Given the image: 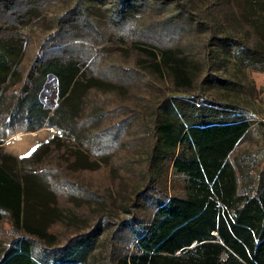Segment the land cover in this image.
<instances>
[{
    "label": "trees",
    "instance_id": "obj_1",
    "mask_svg": "<svg viewBox=\"0 0 264 264\" xmlns=\"http://www.w3.org/2000/svg\"><path fill=\"white\" fill-rule=\"evenodd\" d=\"M15 1L0 0V11L15 15L17 21L21 15L16 14ZM91 1L83 0L84 8H91ZM184 3L197 12L184 16L181 7H176V13L163 20H172L174 26L182 28L178 43L173 45H156L144 37L137 39L135 34L145 33L152 23L145 22L150 5L144 0L112 3L111 20L120 22L111 26L109 33L116 44L128 41L132 46L117 50H137L143 58L135 70L158 82L157 75L163 74L161 81L168 84V89L128 110H133L132 120L138 121L136 128L142 124L141 118L148 113L153 115L145 153L140 150L144 130L119 141L122 129L117 125L122 120L111 121L115 133L112 139L116 142L111 157L127 161V167L115 179H119V184L128 180L130 186L115 190L119 197L122 195L119 202L117 195H111V203L124 207L129 217L113 230L109 264H264V161L256 168L253 185L248 187L242 183L236 162V152L250 132L253 119L234 104L219 99L220 90H247V80L227 72L228 63L236 68L264 70V0ZM64 15L58 11L56 22H65ZM88 16L96 15L93 12ZM177 20L183 22L178 24ZM37 23L31 15L23 25L29 24L31 29ZM126 23L132 26L130 31H122ZM201 31H208L204 43L194 45L192 39ZM45 33L40 39L38 32L31 37L17 31L0 33V144L17 132H34L43 127L55 130L18 156L0 146V222L7 218L14 232L6 246L0 248V264H90L87 256L95 243L92 231L69 236L63 243L52 242L54 237L48 229L53 223L50 217L57 214V204L51 184L62 181L75 187L77 183L39 163L62 149L64 141L59 135L73 132L71 123L86 106L88 93L117 94L116 87L123 83L122 79L105 81L100 75H93L92 67L98 64L105 72L111 71L108 67L115 66L112 69L117 70L120 65L112 62L116 61L113 57H102L98 62L95 49L87 52L85 40L75 36H71L73 43H83L81 52L77 54L70 48L69 53V42H65L61 43L63 55L55 56L52 48L59 46L48 41L51 33ZM33 35L37 47L28 58L22 42ZM109 40L106 37L98 48ZM194 60L203 62V70L197 74L192 71ZM48 76L56 84V101L51 109L38 96ZM110 85L111 90L107 88ZM119 108H111V117ZM99 111L102 120L103 113L107 117L105 106ZM65 150L76 156L66 162V168L100 170L81 159L78 165L79 157L87 163L85 154ZM121 150L128 156L132 152V158L119 156ZM51 242L58 245L60 252L49 260L43 257V250L44 244Z\"/></svg>",
    "mask_w": 264,
    "mask_h": 264
},
{
    "label": "rangeland",
    "instance_id": "obj_2",
    "mask_svg": "<svg viewBox=\"0 0 264 264\" xmlns=\"http://www.w3.org/2000/svg\"><path fill=\"white\" fill-rule=\"evenodd\" d=\"M185 1L186 0H165V2H160V0H144L145 3L150 5L147 6L150 10L149 15L146 14L144 16L145 22L147 24L152 21V23L148 25L149 28L146 29L145 33L141 32L135 34L137 35V39L139 37H144L146 41L156 45H173L178 43L177 38L180 34L179 30L181 27H177V25L174 26L172 20L168 23H164L163 20L170 16L172 17V15L176 13V7H181V13L184 16L186 14L189 15L190 12L196 13V9L192 8L191 5L189 6V4L188 6L185 5ZM15 2V8H17L16 14L18 13L21 15L18 16L20 19L15 21V15L11 13L5 15L0 11L1 34L17 31L23 33L25 36L27 35V37H31L33 32L34 35L38 32L37 37L40 39L45 32H49L51 34L48 36V41L59 46L57 48H52V52L55 56L63 55L61 43L65 42H69L67 45L68 51L70 50L69 53L74 50L75 53L79 54L81 52V46L84 47L83 43H81V45L80 43H73L72 41L74 39H72L71 36H75L76 39L82 37V39L85 40V46L88 45L89 47L87 52L90 51L92 53L95 49L98 54L96 57L98 62L103 60L102 57H113L116 61L112 62L116 65H120L117 70L112 69L115 66H111L108 67V70L111 69V71L105 72L101 70L98 64L92 67L93 75H100L105 81H111V79L115 80L117 77L120 81L122 79L123 83L118 84L116 87L117 94L111 93V91H106L105 93L93 91L88 93L84 100L86 106H83L84 109L82 108L83 110L77 114V118H74L71 123L70 128L73 129V132L68 135L57 134L60 139L64 141L62 149L58 153L56 152V154L52 152L53 154L48 159L39 163V165L43 167L48 165L47 169L52 168L56 173H62V176L68 177V181L77 183L75 187H72L68 182L64 183L62 181L52 182L51 184L57 204L54 210V213L57 214L55 217H50L53 223L48 229L54 237L52 242L63 243L69 236L92 231V233L95 234V243L94 248L87 256V261L90 264H109L111 263V246H113L114 243L113 236H111L113 230L120 221L129 217L124 207L118 206L117 203H115V205L111 203V195H117L115 190L127 189L130 186L128 180H124L119 184V179H115L118 172H122L127 167V161L125 158L115 159L111 157V149L116 147V142L112 139L115 133L114 130L111 129V121H118V119L122 120L117 125L122 129L119 135V141L129 139L134 136L135 132L139 134L144 130V143L143 148L140 150H142L141 153H145L146 146L150 139L149 133L153 115H149L148 113L141 118L142 124L139 128H136L138 121L132 120V115L130 113L133 110H131L130 113H128V110L130 108H135V106H138L140 103L150 101L155 93L158 95L164 94L165 89H168V84L161 81H164L163 74L161 73L159 76L157 75L159 82L153 81L148 75L142 76L138 73L135 70L138 69L137 62H140L138 60L143 58V56L138 55L137 50L135 51L134 48L127 49L124 52L123 50H125L126 47H132L129 45L130 43L128 41L124 44H116L113 40L109 31L111 26H115V23L120 22V20H111L113 0H92L91 3H93L92 6L94 8L92 6L91 8H84L83 0H16ZM75 7H77V9H75ZM1 9L0 7V10ZM72 9L75 10L71 11ZM58 11L65 14L63 17L67 19L65 22L63 20L61 22H56ZM93 12L96 16H92V18L88 16ZM31 15L32 19L35 18V21L38 23L30 29L29 24H23L28 21ZM177 21L178 24L183 22L182 20ZM130 27L132 26L126 23L125 26H122V31H130ZM185 28L189 27L186 25ZM207 34L208 31H201L197 37L192 39L194 45L204 43ZM34 35L27 41L22 42V46L25 47L28 58L33 55L37 47V41ZM65 37L67 38L64 39ZM106 37L110 40L106 41L107 43H104L101 48H98V44ZM179 41L186 42L185 39H180ZM119 48L123 50L118 51L117 49ZM195 48L199 50V47ZM203 53L204 49L200 50L198 55L202 56ZM191 66L194 74L203 70V62L201 60H194ZM227 67L228 73H235L239 78L243 77V79L248 82L247 90L243 89V91L238 93L228 90L219 91V99L221 102L227 101L234 104L237 109L244 111L245 114L253 119L250 132L242 144L239 145L236 152V162L241 171L242 183L244 186L248 187L249 185H253L255 181L254 173L257 171L256 168L260 167L264 161V70H257L250 66L236 68L232 63H230V65L228 63ZM127 68L129 69L126 70ZM53 83L54 78L48 76L45 83L42 85V92L39 93L41 101L45 106L53 102L54 95L50 92V87ZM107 88L111 90V85ZM94 101H96V104ZM121 104L123 105L121 106ZM102 106H105L106 110H108L107 117L105 113H103V120L101 116L102 113L99 111ZM116 106L120 107V111L113 114L111 117V108ZM124 115H126L125 118H123ZM4 131L7 132V129ZM98 131L100 133H97ZM35 133H37L35 136L26 132L14 133L4 138L3 141L5 142L1 143L0 146L4 151L10 154H23L30 147L43 140L46 137L45 134L47 133L48 135L50 132L47 128H42L36 130ZM137 142H139V144L141 143L140 137ZM103 145L106 146L104 150H102ZM65 149H75V151L77 150L85 154L87 163H85L86 161L84 162V158L81 156L82 158L79 157L78 165H80L81 162L89 166L97 165L100 170L87 171L82 168H66V162L73 161L76 156L71 154L72 151L68 153ZM129 149H131V147ZM133 149L134 146L132 147V150ZM131 154L128 156L127 153L122 152V150L119 152V156L132 158ZM100 155H105L107 158L99 157ZM144 156L145 154H141V157ZM69 165L70 164H68V166ZM39 173H41V177L45 175L42 170H40ZM123 177H125V175ZM48 179L57 181L52 177H48ZM120 197L117 195V202H119ZM121 203L122 201L120 204ZM7 221V218H4L3 221L0 222V248L6 246L7 241L14 236V232ZM52 242L50 244H44L43 257L49 260L60 252L59 249H56L58 245Z\"/></svg>",
    "mask_w": 264,
    "mask_h": 264
},
{
    "label": "crops",
    "instance_id": "obj_3",
    "mask_svg": "<svg viewBox=\"0 0 264 264\" xmlns=\"http://www.w3.org/2000/svg\"><path fill=\"white\" fill-rule=\"evenodd\" d=\"M45 81H46V80H45ZM45 81H44V83H45ZM44 83H43V84H44ZM42 90H43V86H42L41 89L39 90V92H38V96H39L40 102L43 104V102L41 101L40 95H39V93L42 92ZM50 92L54 95V96H53V102H52L50 105H48V106H45V105L43 104V105H44L46 108H48V109L53 108L54 105H55V101H56V84H55V79H54V83H53V85L50 87ZM41 129H42V128H41ZM43 129H46V128L43 127ZM47 130H48L50 133H54V132H55V130L52 129V128H47ZM17 133H18V132H17ZM27 133H29L30 135H34V136H35V134H37V133H35V131H34V132H27ZM50 133H48V135H49ZM48 135H47V133L45 134L46 137H47ZM3 142H5V141H3ZM3 142H2V143H3ZM12 155H13V154H12ZM20 155H21V154H20ZM14 156H18V155H14Z\"/></svg>",
    "mask_w": 264,
    "mask_h": 264
}]
</instances>
